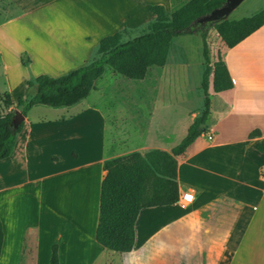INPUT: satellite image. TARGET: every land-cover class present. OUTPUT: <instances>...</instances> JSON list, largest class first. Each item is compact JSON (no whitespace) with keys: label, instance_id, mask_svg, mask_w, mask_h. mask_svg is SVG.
I'll return each instance as SVG.
<instances>
[{"label":"crops","instance_id":"0c3cea01","mask_svg":"<svg viewBox=\"0 0 264 264\" xmlns=\"http://www.w3.org/2000/svg\"><path fill=\"white\" fill-rule=\"evenodd\" d=\"M0 1V29L11 26L12 33L6 54L29 61L28 74L16 86L9 79L11 95L40 75L56 78L89 64L104 37L141 25L149 5L143 0ZM248 2L255 8L247 6L233 22L264 10V0ZM221 45L219 57L233 87L215 93L210 86L209 132L203 135L208 143L200 142L201 134L181 155L172 154L178 145H166L165 137L152 132L158 101L85 104L88 96L66 107L83 106L82 112L54 122L31 121L41 105L30 109L12 154L0 160V264L49 263L52 246L59 255L65 240L76 253L88 244L107 255L95 241L103 163L153 150L176 160L178 200L139 212L124 264H264V155L255 149L264 139V25L232 48ZM3 56L0 49L1 61ZM105 75L106 70L91 92ZM195 119L190 116V125ZM254 131L259 133L249 136ZM189 190L193 199L182 207L179 200Z\"/></svg>","mask_w":264,"mask_h":264},{"label":"trees","instance_id":"16d2710c","mask_svg":"<svg viewBox=\"0 0 264 264\" xmlns=\"http://www.w3.org/2000/svg\"><path fill=\"white\" fill-rule=\"evenodd\" d=\"M225 0H189L169 15L161 5H149L147 10L154 16L149 30L125 42H120V32L104 37L98 46V57L89 64L53 78L40 75L26 82L34 94L28 99L17 98V106L26 117L36 105L50 108L71 107L86 99L95 89L94 83L105 73L106 68L129 80H143L151 67L161 68L167 62L168 51L175 37L196 32L203 46L204 69L201 79L203 110L188 128L185 137L172 149L174 156L181 155L202 134L199 129L210 115L209 88L218 93L233 87L226 66L218 56L211 64L207 44L206 26L196 25V20L221 7ZM264 25V10L257 14L230 22L223 20L212 28L221 43L232 48ZM196 26V28H195ZM21 63L29 61L22 55ZM212 81L210 82V78ZM4 105H12L9 93H4ZM15 111L0 115V160L13 152L15 139L23 123L14 131L11 120ZM254 131L249 136L257 135ZM264 155V139L255 145ZM176 160L172 155L153 150L141 155L131 153L111 158L103 163L105 177L101 183L99 222L95 241L102 248L117 253L133 249L135 222L142 209L175 204L178 200ZM3 233L0 222V250ZM49 264H59L58 247L53 245Z\"/></svg>","mask_w":264,"mask_h":264},{"label":"rangeland","instance_id":"374dc122","mask_svg":"<svg viewBox=\"0 0 264 264\" xmlns=\"http://www.w3.org/2000/svg\"><path fill=\"white\" fill-rule=\"evenodd\" d=\"M188 1L143 0V2H147L149 5H162L169 15ZM248 1L250 0H244L226 20L233 22V20L245 15L244 8L247 6L249 9H254L256 4ZM146 14V20L141 25L132 29H124L120 32V42H125L148 32L149 25L154 21V16L147 11ZM10 30L11 26L0 29V49L4 55V62L0 60V115L6 114L9 111H20L16 102L17 98L28 99L34 94V90L29 89L27 84L24 88H14L12 95L6 91L9 79L15 85V82L28 74L21 60H15L14 55L8 50L6 54V45L10 44L9 40H11L10 37L12 36ZM205 31L207 33L209 57L211 64H213L219 56L222 45L212 26H206ZM94 56V58L98 57V51L95 52ZM203 69L204 57L200 35L196 32L182 34L174 38L168 51L165 66L150 68L142 82L124 79L106 68V75L97 84L96 93L91 92L85 100V104L96 103V100H101L105 103L134 100L158 101L159 109L155 111H158L159 114L155 116L152 132L155 134L159 133L162 137H165L166 145H178L185 137L186 130L191 123L190 116L191 118L195 116L198 118L203 110V93L201 89ZM211 81L212 77L210 78ZM144 87H146V90H144ZM4 93H9L11 96L12 105L9 107L4 105ZM39 108L41 109H34L32 111L30 115L31 121L42 119L54 122L58 118L65 117L67 114L79 113V111L82 112L84 110L83 106L76 107V109L42 106ZM207 123L199 127L202 130L199 140L204 144L208 143L206 138L203 137V135L209 132ZM106 124L107 130L104 133L105 135H109L110 126L108 123ZM98 250L100 251L98 252ZM101 250L96 249L93 251L86 244L82 252L76 253L74 252L72 242L65 240L63 251L58 255V262L59 264H124L125 255L123 253L107 251V255H101ZM47 258L48 254L46 253ZM44 264L49 263L46 261Z\"/></svg>","mask_w":264,"mask_h":264},{"label":"water","instance_id":"95a60500","mask_svg":"<svg viewBox=\"0 0 264 264\" xmlns=\"http://www.w3.org/2000/svg\"><path fill=\"white\" fill-rule=\"evenodd\" d=\"M244 0H225L224 4L212 10L209 14L201 16L196 20L198 26H213L215 23L226 20L229 15L243 2ZM25 120V116L20 111H15L11 120L12 129L15 131ZM203 126V125H201Z\"/></svg>","mask_w":264,"mask_h":264},{"label":"built area","instance_id":"2783aa9c","mask_svg":"<svg viewBox=\"0 0 264 264\" xmlns=\"http://www.w3.org/2000/svg\"><path fill=\"white\" fill-rule=\"evenodd\" d=\"M212 139V135L211 133L208 134V140ZM193 199V195H192V191L189 190L188 192L182 194L180 200H179V204L182 207H186Z\"/></svg>","mask_w":264,"mask_h":264}]
</instances>
